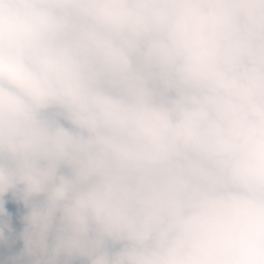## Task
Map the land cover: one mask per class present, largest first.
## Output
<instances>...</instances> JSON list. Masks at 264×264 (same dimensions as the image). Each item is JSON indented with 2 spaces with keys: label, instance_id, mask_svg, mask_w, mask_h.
Returning a JSON list of instances; mask_svg holds the SVG:
<instances>
[{
  "label": "clouds",
  "instance_id": "obj_1",
  "mask_svg": "<svg viewBox=\"0 0 264 264\" xmlns=\"http://www.w3.org/2000/svg\"><path fill=\"white\" fill-rule=\"evenodd\" d=\"M0 264H264V0H0Z\"/></svg>",
  "mask_w": 264,
  "mask_h": 264
}]
</instances>
